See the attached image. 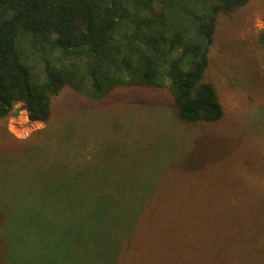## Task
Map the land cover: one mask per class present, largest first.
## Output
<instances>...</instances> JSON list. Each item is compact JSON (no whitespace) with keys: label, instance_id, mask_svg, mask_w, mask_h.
<instances>
[{"label":"rangeland","instance_id":"obj_1","mask_svg":"<svg viewBox=\"0 0 264 264\" xmlns=\"http://www.w3.org/2000/svg\"><path fill=\"white\" fill-rule=\"evenodd\" d=\"M263 32L264 0L219 14L205 80L222 105L220 121H180L167 80L161 88H116L100 100L64 88L50 100L48 122L31 121L24 110L0 120V264H40V257L50 258L47 251L62 242L63 231L52 234L37 214L46 206L52 178L58 186L65 183L68 214L74 210L70 202L90 199L84 187L103 186L112 190L88 192L109 194L110 205L119 207L112 211L124 212L119 220L98 221V231L81 236L74 254L67 251L65 264H218L211 261L212 252L237 256V246L229 249L230 238L203 231L217 214L241 218L228 204L210 209L208 200L237 180L250 188L264 169ZM37 131L43 139L32 137ZM70 140H77L74 147ZM70 174L77 175L76 183ZM67 187L77 193H66ZM189 205L195 206V220L164 213ZM31 215L39 219L36 230L30 228ZM45 215L52 222L60 217Z\"/></svg>","mask_w":264,"mask_h":264},{"label":"trees","instance_id":"obj_2","mask_svg":"<svg viewBox=\"0 0 264 264\" xmlns=\"http://www.w3.org/2000/svg\"><path fill=\"white\" fill-rule=\"evenodd\" d=\"M250 1L0 0V120L24 110L29 120L48 122L50 100L64 88L86 100H100L116 88H161L167 80L180 121H220L224 115L222 105L214 85L205 80L209 48L219 14L231 13ZM262 35L264 44V32ZM178 49L179 55L171 57ZM17 105L20 109L15 108ZM36 134L43 139L39 131L32 137ZM76 141L70 140L69 148ZM52 179L47 180L51 186L49 197L44 198L46 206L37 214L47 221L52 234L58 229L64 236L62 242L47 251L50 258L40 257V264H65L67 251L74 254L75 243L81 236L98 231V221L119 220L124 212L112 211L119 207L115 206L116 202L110 205L109 194L93 197L91 194L96 192H88L112 188L103 186L84 187L90 199L70 202L74 210L68 214L61 189L65 183L58 186ZM76 181L77 175L70 174L71 184ZM263 181L264 169L251 181L250 188H242L241 181L237 180L235 185L221 187L216 200H208L210 209L217 210L214 206L221 208L228 204L229 209L235 207V212L241 213V218L233 221L230 216L217 214L214 223L204 228L203 234L212 230L222 233L231 239L229 249L237 246L239 250L237 256L212 252L211 261L264 264ZM66 193H77V188L67 187ZM113 195L118 200L119 195ZM36 200L43 199L38 196ZM13 203L18 205L17 201ZM208 204L203 208L207 209ZM194 207L189 205L164 213L169 218L179 215L177 218L182 220L181 213L184 217L192 216ZM50 212L55 218L60 217L52 222L45 218V213ZM73 213L77 214V221L72 220ZM32 218L30 228L36 230L39 219ZM2 220L3 217L0 226ZM239 222L236 227L231 225ZM218 224L226 225L228 230L220 229ZM246 247L250 249L247 255Z\"/></svg>","mask_w":264,"mask_h":264}]
</instances>
